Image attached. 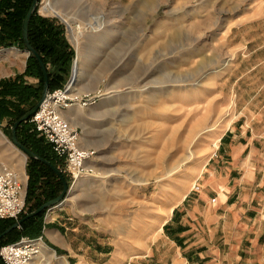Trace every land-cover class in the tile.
<instances>
[{
    "label": "rangeland",
    "instance_id": "374dc122",
    "mask_svg": "<svg viewBox=\"0 0 264 264\" xmlns=\"http://www.w3.org/2000/svg\"><path fill=\"white\" fill-rule=\"evenodd\" d=\"M45 1L40 0L37 13L65 26L76 53V80L79 43L85 50L82 92L103 90L105 95H116L81 109L84 115L77 126L83 130V142L98 150L95 173L82 179L91 180L90 185L72 187L58 162L57 168L68 177L69 190L60 206L44 211L39 236L54 213L77 209L95 229L113 237L116 248L109 258L116 257V264H157V238L169 218L160 220L161 214L169 212L180 193L186 191L185 197L193 199L210 189L217 196L215 187L240 205L244 179L254 182L250 191L254 201L250 207L243 203L245 225L257 230L262 223L260 230H264V162L249 165L251 174L244 166L234 170L228 163L232 142L226 148L222 145L224 134L244 125V103H255L249 115L253 121L264 117V0H52L73 16L70 19L45 12ZM206 19L207 26L192 28ZM91 24L96 25L93 31L88 29ZM80 25L86 30L78 37ZM177 32L179 39L174 36ZM185 40L192 44L171 53ZM205 57L219 62L204 74L199 65ZM229 59L226 68H218ZM49 67L57 72L52 63ZM202 73L206 78L198 85L175 82L200 79ZM205 110L210 113V127L223 121L218 147L213 145L214 137L205 138L201 151L198 134L202 138L205 132L195 129L199 113ZM1 113L0 160L11 167L23 163L28 195L31 157L12 140L15 116ZM28 134L43 138L27 121L19 139ZM256 147L263 149L264 141ZM191 151L193 156L188 158ZM205 157L209 161L197 169ZM46 180L51 176L45 174L42 181ZM217 183L221 188H216ZM31 205L28 202V211ZM255 235L245 238L242 264L250 258ZM107 259L101 264H109ZM40 264L56 263L46 255Z\"/></svg>",
    "mask_w": 264,
    "mask_h": 264
},
{
    "label": "crops",
    "instance_id": "0c3cea01",
    "mask_svg": "<svg viewBox=\"0 0 264 264\" xmlns=\"http://www.w3.org/2000/svg\"><path fill=\"white\" fill-rule=\"evenodd\" d=\"M11 11L13 8L0 9L2 15ZM31 54L28 48L18 45L0 46V89L8 81L16 86L32 87V94L38 92L40 79L26 74ZM252 91L257 93L254 89ZM6 100L18 102L16 98L0 94V104ZM254 107L253 102L244 103L242 109L247 112L244 114V125H240L238 130L230 129L222 141L223 148H226L229 140L232 142L228 146L231 149L228 152L231 167L240 170V166H244L248 174L254 171L249 166L256 165L254 161L264 162V148L260 150L256 147V143L264 141V117L253 121L249 115L253 113ZM0 110L2 116H15L17 111L11 107L7 112L2 111V108ZM241 127L243 130H240ZM13 168L28 182L26 167L21 161L14 163ZM220 186L221 183H217L216 188ZM240 188L243 191L240 205L238 201L232 203V196L220 193L215 187L213 190H217V196L211 195V190L206 189L197 198L185 197L169 218L164 220L163 232L157 238V264H242L241 252L245 238L255 234L250 246L252 249L248 251L250 258L243 264H264V244L260 240L264 239V230H260L262 223H259L260 228L257 230H250L244 222L246 209L243 203L247 202L246 206L250 207L254 201L250 193L254 182L244 179ZM221 194L225 198L222 199ZM48 223L44 234L35 237L42 238L43 243L33 264H40L46 255L56 264H101L105 258H108L105 263L116 264V257L112 260L109 258L116 248L113 237L95 229L77 209L65 208L61 213H54Z\"/></svg>",
    "mask_w": 264,
    "mask_h": 264
},
{
    "label": "trees",
    "instance_id": "16d2710c",
    "mask_svg": "<svg viewBox=\"0 0 264 264\" xmlns=\"http://www.w3.org/2000/svg\"><path fill=\"white\" fill-rule=\"evenodd\" d=\"M33 1L34 0H0V9L4 7L13 8V11L8 12L5 15L0 13V46L12 47L18 45L24 49L28 48L23 38V23ZM29 41L30 44L40 53L42 60L47 67L50 79V91L62 87L70 77L76 56V53L66 36L65 26L57 19L43 17L36 11L32 15L29 24ZM50 63L55 66L57 72L51 70L49 67ZM26 74L34 75L41 79V84L37 89V93L32 94V87L21 86V84L16 86L8 81L0 89V94L3 93L4 96H10L11 98H16L18 100V102L6 100L0 104V109L2 108V111L4 112H7L11 105L17 104L15 106L17 111L14 123L32 110L43 95L45 84L44 74L34 53H32L29 58ZM20 105H24L25 107H20ZM24 123H22L17 129L18 140L39 157L50 161L52 165L57 168L59 164L55 158L53 148L50 144H47L43 138L38 137L36 134H28L25 136L26 139H19L20 128ZM29 174L30 181L27 204L28 202H31L32 205L29 211L26 209L22 218L38 210L44 204L58 198L64 189V184L56 172L51 166L40 160L33 158L30 159ZM45 174L51 176V180L42 181ZM43 216L44 212H41L25 220L21 229L17 228L12 230L0 240V248L3 245L19 241L22 236L33 238L39 237V234L42 231ZM15 223L16 222L13 220H0V235ZM0 264H5L1 257Z\"/></svg>",
    "mask_w": 264,
    "mask_h": 264
},
{
    "label": "built area",
    "instance_id": "2783aa9c",
    "mask_svg": "<svg viewBox=\"0 0 264 264\" xmlns=\"http://www.w3.org/2000/svg\"><path fill=\"white\" fill-rule=\"evenodd\" d=\"M76 62L74 60L73 73ZM106 93L103 90L78 93L74 90V81L69 78L62 87L49 91L37 112L28 120L52 146L56 160L72 181V187L78 180L94 175L93 164L98 150L81 146L82 128L73 126L64 115L71 109L85 110L97 104ZM27 187L28 182L8 163L0 160V220L19 222L22 219L27 209ZM42 243V238L22 237L17 242L1 246L0 257L5 264H32L40 254Z\"/></svg>",
    "mask_w": 264,
    "mask_h": 264
},
{
    "label": "bare ground",
    "instance_id": "6f19581e",
    "mask_svg": "<svg viewBox=\"0 0 264 264\" xmlns=\"http://www.w3.org/2000/svg\"><path fill=\"white\" fill-rule=\"evenodd\" d=\"M54 4H53V1L52 0H46L44 2L43 10L45 12H47V13L54 14V15H57V16H61L62 18H66V19H70V18L73 17V16H70L68 13L64 12L61 8L55 6ZM173 15H176V14H173ZM208 24H209V21L206 19V20H203L201 23L197 24V26H194V24H193V27L192 28H197V27L198 28H201V27L207 26ZM95 27H96L95 24H91V25L88 26V29L90 31H93V30H95ZM85 30H86V28H82V26L80 25L79 32H78V37H80ZM174 36H175V38H178L179 39V32L175 33ZM78 41H80V39ZM80 44L81 43H79V46L77 48V51H78V67H77V72H76L77 80H76V77L74 76V89L78 93H83L82 92L83 91L82 89H84V88H83V86H81L82 85L81 84V81H82V73H83V71H82V69H83V67H82V61L84 59L85 50H84V48ZM190 44H192V40H187V41L185 40L182 43L178 44V46L175 49H173V51H171V53H175L178 50H180V51L181 50H186ZM218 62H219V60H216V58L207 59L205 57V59H203L202 60V63L199 65V68H200V70H204L203 73L205 74L209 70L207 68H211L215 64H218ZM229 63H230V59L228 61L225 60L224 63H223V66L222 67H218V68L224 69V68H226L229 65ZM203 73L200 74V79L185 78L183 80H177L175 82H180V81H182V82L194 81L198 85L201 82L202 79L206 78V76H204ZM91 92H94V91H91ZM115 93L119 94V93H121V90L116 91ZM115 95H111V93H109L108 95H106V96L103 97L106 100H104L103 98H102V100L107 101V100L111 99ZM209 114H210L209 111L208 110H205L203 112L201 111L199 113V116L197 117L198 121H200V122L198 123L197 129H195V130L204 131L205 133H207V135H205V133H202L203 134L202 135V138L200 137L201 134H198V137H199V144H198V146H199V149H201V151H202L203 148H205V145H204L205 138L206 139H210V138L212 139L214 137L215 138V142L213 143V145L215 147H218L219 141H220V139H219V135H220L219 134V131H220V127L222 125L221 124V121H223V120H219V121L217 120L216 123H215L216 128H212L207 123V119L209 118ZM83 115H84V113L81 110V108H74V109H71L70 111H68L64 115V117L73 126H77V125H79L80 119L82 118ZM210 131H212V132L210 133ZM83 141H84V135H82L81 146L82 147H86V148L91 147L89 144H84ZM189 153H190V156L188 158H192L193 151H191ZM208 161H209V158L208 157L203 158L197 164V166H196L197 169L198 168L199 169L200 168H203ZM90 182H92V181L91 180H82V179H80V181L78 180V182H77L78 184H76L75 187L76 188H78V187H84V186L90 185L89 184ZM185 195H186V191H184L183 193H180L179 196L176 198L178 200L175 199L176 202H175V204L173 206H171V208L169 209V212H167V211H163L162 212L161 219L160 220H162V219L170 216V214L172 213L173 209L183 200V198L185 197ZM42 251H43V249H42ZM32 264H33V262H32Z\"/></svg>",
    "mask_w": 264,
    "mask_h": 264
},
{
    "label": "water",
    "instance_id": "95a60500",
    "mask_svg": "<svg viewBox=\"0 0 264 264\" xmlns=\"http://www.w3.org/2000/svg\"><path fill=\"white\" fill-rule=\"evenodd\" d=\"M39 3H40V0H34L33 1V4L30 8V10L28 11L27 15H26V18L24 20V23H23V38H24V41L28 47V51L29 53H34V55L36 56V58L38 59L39 63H40V66L42 68V71H43V74H44V79H45V84H44V90H43V95H42V98L40 99V101L37 103V105L32 109L30 110L28 113H26L24 116H22L20 119H18L14 125H13V128H12V140L13 142L29 157L33 158V159H37V160H40L44 163H46L47 165L51 166V168L56 172V174L58 175V177L62 180L63 184H64V189L61 193V195L56 198L55 200H52L46 204H44L41 208H39L38 210L28 214L26 217L22 218L19 222H16L13 226H11L10 228H8L5 232H3L1 235H0V240L2 238H4L9 232H11L12 230L14 229H17V228H20L23 224V222L25 220H27L28 218L32 217V216H35L41 212H44L46 209H49L53 206H56L62 202H64V199H65V196L66 194L68 193V190H69V183H68V180L67 178L64 176V174L62 173L61 170H59L58 168H56L54 165H52V163L44 158H41L39 157L36 153H34L31 149H29L28 147H26L24 144H22L19 140H18V137H17V129L18 127L24 123V122H27L31 116L33 114H35L37 112V110L39 109L40 105L42 104V102L45 100L47 94L49 93L50 91V79H49V74H48V70H47V67L44 63V61L42 60V57L40 55V53L30 44V41H29V24H30V20H31V17L32 15L37 11L38 9V6H39ZM62 19V18H61ZM69 27V26H68ZM77 60V58L75 59ZM70 79L72 81H74V73H73V70H72V74H71V77Z\"/></svg>",
    "mask_w": 264,
    "mask_h": 264
}]
</instances>
